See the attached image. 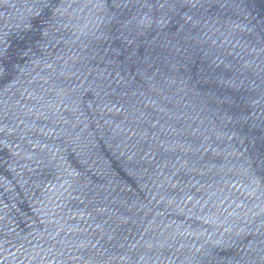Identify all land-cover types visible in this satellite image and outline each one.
Returning <instances> with one entry per match:
<instances>
[{"label":"water","instance_id":"1","mask_svg":"<svg viewBox=\"0 0 264 264\" xmlns=\"http://www.w3.org/2000/svg\"><path fill=\"white\" fill-rule=\"evenodd\" d=\"M0 264H264V0H0Z\"/></svg>","mask_w":264,"mask_h":264}]
</instances>
